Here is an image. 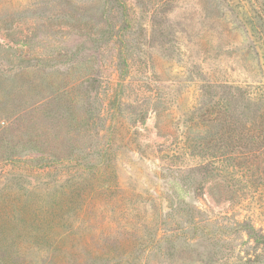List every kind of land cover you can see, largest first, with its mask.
I'll list each match as a JSON object with an SVG mask.
<instances>
[{"label": "rangeland", "instance_id": "rangeland-1", "mask_svg": "<svg viewBox=\"0 0 264 264\" xmlns=\"http://www.w3.org/2000/svg\"><path fill=\"white\" fill-rule=\"evenodd\" d=\"M0 264H264V0H0Z\"/></svg>", "mask_w": 264, "mask_h": 264}, {"label": "trees", "instance_id": "trees-1", "mask_svg": "<svg viewBox=\"0 0 264 264\" xmlns=\"http://www.w3.org/2000/svg\"><path fill=\"white\" fill-rule=\"evenodd\" d=\"M69 206H67V208H64L63 205H59L58 208L62 211L65 212H68L72 207H71V204H68ZM53 229L51 227H48V229H44L42 231H52Z\"/></svg>", "mask_w": 264, "mask_h": 264}]
</instances>
